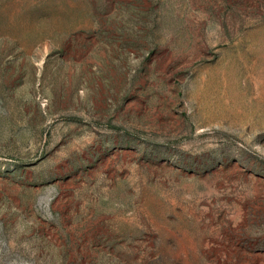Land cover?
I'll use <instances>...</instances> for the list:
<instances>
[{
    "label": "rangeland",
    "instance_id": "374dc122",
    "mask_svg": "<svg viewBox=\"0 0 264 264\" xmlns=\"http://www.w3.org/2000/svg\"><path fill=\"white\" fill-rule=\"evenodd\" d=\"M0 264H264V0H0Z\"/></svg>",
    "mask_w": 264,
    "mask_h": 264
}]
</instances>
